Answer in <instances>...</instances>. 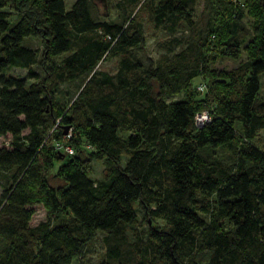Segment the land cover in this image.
I'll return each mask as SVG.
<instances>
[{"label":"trees","instance_id":"obj_1","mask_svg":"<svg viewBox=\"0 0 264 264\" xmlns=\"http://www.w3.org/2000/svg\"><path fill=\"white\" fill-rule=\"evenodd\" d=\"M111 1L108 11L96 0L67 11L65 0H0V264H72L97 234L99 264H264V145H254L264 132V0H204L205 28L198 0H120L122 22L108 20ZM141 11L167 36L147 68L133 59L146 43ZM243 51L234 70L212 69ZM117 57L116 74L99 70ZM14 68L27 78L3 75ZM203 112L211 121L199 127ZM66 129L73 156L55 148ZM37 205L48 219L33 228ZM136 205L165 223L147 222L148 241L127 235Z\"/></svg>","mask_w":264,"mask_h":264},{"label":"rangeland","instance_id":"obj_2","mask_svg":"<svg viewBox=\"0 0 264 264\" xmlns=\"http://www.w3.org/2000/svg\"><path fill=\"white\" fill-rule=\"evenodd\" d=\"M77 0H65V7L67 11H70L74 5V3ZM120 0H112L111 1V8H110V14L108 20L110 22H122V14L121 12L116 8V4ZM204 9V0H198L197 2V8L195 12V19L198 22V26L200 28H205L207 26V22L209 21L208 16L203 12ZM140 21L143 23V27L145 30V36H146V43L145 45L140 49H135L133 51V59L135 61H139L143 64L144 68H147L150 62H156L159 57L164 53V51L161 49L160 44L164 42L167 39V36L160 31H157L154 28L153 23L149 20L147 12L141 11L139 13ZM16 18L13 17L11 21H15ZM30 44L32 48L38 51L39 55H41L43 51V45L41 41L38 40H31ZM68 54L61 55L59 57L55 58V61L61 62ZM121 57H117L110 61H105L103 63H100L98 68L99 70L108 72L110 74H116L119 66ZM247 60V54L245 51L242 52V55L240 57V60H233L230 58H223L218 61H216L214 64H212V69L216 72H222V71H232L235 68H237L241 62H244ZM6 78L10 77H16V78H27V71L23 69L14 68L6 73L3 74ZM29 83H32V80H28ZM199 82L197 81V84ZM74 84L64 86L63 90L66 89H73ZM258 96L264 97V74L260 77V89L258 92ZM182 99V96H178L175 98L169 99V101L179 100ZM69 131V130H68ZM77 134V131L74 132ZM8 138H0V146L4 145ZM254 145L258 148L262 149L264 145V132H260L257 136V139L254 141ZM216 155V157L224 164V165H230L233 163V159L231 155L223 148H217L214 151H212ZM127 160L126 157H123V162ZM44 161V158H43ZM68 158H65L64 160L57 161L55 163V168L57 170L61 169L63 166L67 165ZM47 164V163H45ZM104 164L103 162L95 161L92 163L90 170L88 172L89 177L94 180L98 181L102 178L104 174ZM2 194V191L0 190V195ZM138 215H139V224L136 227H127V235L129 237V240L131 242H134L136 240L137 235H140L143 237L144 241H148V239L151 236V226L149 225L150 222L151 225L154 226H165V223L160 220H156L154 222L150 221L148 218H146L142 212V210L139 208V206H135ZM31 209L34 211V215L32 217L31 221V227L35 228L41 223L47 222L48 219V213L47 210L41 206H33ZM57 222V218H52V224ZM104 252V243H103V235L97 234L94 242L90 244L88 251L83 255L80 256L77 259L73 260L72 264H99L101 262V255Z\"/></svg>","mask_w":264,"mask_h":264},{"label":"built area","instance_id":"obj_3","mask_svg":"<svg viewBox=\"0 0 264 264\" xmlns=\"http://www.w3.org/2000/svg\"><path fill=\"white\" fill-rule=\"evenodd\" d=\"M207 87L205 84H199L198 91L201 93L206 92ZM211 121V118L207 112H203L202 114L197 115L196 122L199 127L205 125L206 123H209ZM72 132L73 129L69 130V132L64 135V139L62 142H57L55 145V148L58 151L63 152L64 154H67L69 156H73L75 154V149L69 145L68 141L72 138Z\"/></svg>","mask_w":264,"mask_h":264},{"label":"water","instance_id":"obj_4","mask_svg":"<svg viewBox=\"0 0 264 264\" xmlns=\"http://www.w3.org/2000/svg\"><path fill=\"white\" fill-rule=\"evenodd\" d=\"M96 2L104 9V11H108V0H96ZM68 133V129H66L65 134Z\"/></svg>","mask_w":264,"mask_h":264}]
</instances>
